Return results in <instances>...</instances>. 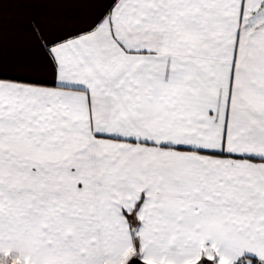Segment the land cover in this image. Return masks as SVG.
<instances>
[{"label":"snow or ice","instance_id":"1","mask_svg":"<svg viewBox=\"0 0 264 264\" xmlns=\"http://www.w3.org/2000/svg\"><path fill=\"white\" fill-rule=\"evenodd\" d=\"M0 264H264V0H0Z\"/></svg>","mask_w":264,"mask_h":264}]
</instances>
